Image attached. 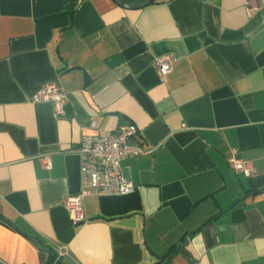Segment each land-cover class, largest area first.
Masks as SVG:
<instances>
[{
  "label": "crops",
  "instance_id": "0c3cea01",
  "mask_svg": "<svg viewBox=\"0 0 264 264\" xmlns=\"http://www.w3.org/2000/svg\"><path fill=\"white\" fill-rule=\"evenodd\" d=\"M152 1L0 0V264H264V0ZM51 81L61 117L30 100ZM92 120L135 125L147 153L121 161L133 191L84 196L73 224Z\"/></svg>",
  "mask_w": 264,
  "mask_h": 264
},
{
  "label": "built area",
  "instance_id": "2783aa9c",
  "mask_svg": "<svg viewBox=\"0 0 264 264\" xmlns=\"http://www.w3.org/2000/svg\"><path fill=\"white\" fill-rule=\"evenodd\" d=\"M243 5L249 16L256 9V0H243ZM172 61L173 57L168 54L156 57L153 60L156 73L161 77L170 73ZM30 100L33 103H50L54 116L61 117L64 115L68 98L61 86L56 81H51L42 84ZM90 128L96 131L82 134L76 148L79 160V191L67 195L63 200V207L73 224L87 220L83 209L84 196L125 195L133 191L134 185L122 173L121 161L147 153V150L135 141L137 128L133 124H121L114 131L99 133L96 122L92 120ZM39 161L45 169L51 168L49 153L41 154ZM227 163L236 174L249 176L253 171L251 163L239 157L235 150L228 154Z\"/></svg>",
  "mask_w": 264,
  "mask_h": 264
},
{
  "label": "trees",
  "instance_id": "16d2710c",
  "mask_svg": "<svg viewBox=\"0 0 264 264\" xmlns=\"http://www.w3.org/2000/svg\"><path fill=\"white\" fill-rule=\"evenodd\" d=\"M113 1L120 5L137 4V5H142V6L153 2V1L147 2V0H113ZM51 261H52V258H49L47 264H50Z\"/></svg>",
  "mask_w": 264,
  "mask_h": 264
},
{
  "label": "water",
  "instance_id": "95a60500",
  "mask_svg": "<svg viewBox=\"0 0 264 264\" xmlns=\"http://www.w3.org/2000/svg\"><path fill=\"white\" fill-rule=\"evenodd\" d=\"M150 1H152V0H147V2H150ZM127 7H135V6H137V5H135V4H128V5H126Z\"/></svg>",
  "mask_w": 264,
  "mask_h": 264
}]
</instances>
